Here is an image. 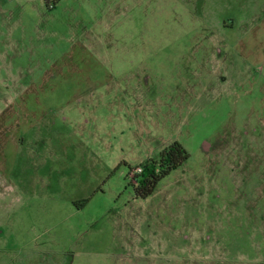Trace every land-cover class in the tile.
I'll return each instance as SVG.
<instances>
[{"label": "rangeland", "instance_id": "obj_1", "mask_svg": "<svg viewBox=\"0 0 264 264\" xmlns=\"http://www.w3.org/2000/svg\"><path fill=\"white\" fill-rule=\"evenodd\" d=\"M0 264H264V0H0Z\"/></svg>", "mask_w": 264, "mask_h": 264}, {"label": "trees", "instance_id": "obj_2", "mask_svg": "<svg viewBox=\"0 0 264 264\" xmlns=\"http://www.w3.org/2000/svg\"><path fill=\"white\" fill-rule=\"evenodd\" d=\"M188 156L186 149L178 141H173L161 149L156 159L142 162L140 172L133 175L136 198L152 193L158 182L186 161Z\"/></svg>", "mask_w": 264, "mask_h": 264}, {"label": "flooded vegetation", "instance_id": "obj_3", "mask_svg": "<svg viewBox=\"0 0 264 264\" xmlns=\"http://www.w3.org/2000/svg\"><path fill=\"white\" fill-rule=\"evenodd\" d=\"M139 168H140V170H141V167H140V164H139V166H138Z\"/></svg>", "mask_w": 264, "mask_h": 264}, {"label": "built area", "instance_id": "obj_4", "mask_svg": "<svg viewBox=\"0 0 264 264\" xmlns=\"http://www.w3.org/2000/svg\"><path fill=\"white\" fill-rule=\"evenodd\" d=\"M139 170H140V168H139Z\"/></svg>", "mask_w": 264, "mask_h": 264}]
</instances>
